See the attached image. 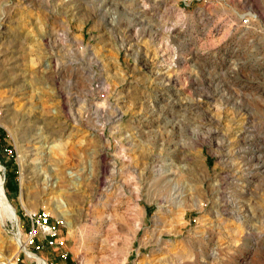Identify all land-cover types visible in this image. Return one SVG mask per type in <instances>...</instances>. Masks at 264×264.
<instances>
[{"label":"rangeland","instance_id":"obj_1","mask_svg":"<svg viewBox=\"0 0 264 264\" xmlns=\"http://www.w3.org/2000/svg\"><path fill=\"white\" fill-rule=\"evenodd\" d=\"M0 51V176L58 264H264V0H0Z\"/></svg>","mask_w":264,"mask_h":264},{"label":"built area","instance_id":"obj_2","mask_svg":"<svg viewBox=\"0 0 264 264\" xmlns=\"http://www.w3.org/2000/svg\"><path fill=\"white\" fill-rule=\"evenodd\" d=\"M243 22H249V16H245ZM5 151L12 152L10 148H5ZM15 243L18 246L15 262L21 260L24 264H58V259L65 261L70 257L67 237L62 233L59 221H54L45 209L30 212L26 227L18 223Z\"/></svg>","mask_w":264,"mask_h":264},{"label":"bare ground","instance_id":"obj_3","mask_svg":"<svg viewBox=\"0 0 264 264\" xmlns=\"http://www.w3.org/2000/svg\"><path fill=\"white\" fill-rule=\"evenodd\" d=\"M6 19L7 18H5V20L4 21H6ZM8 20V19H7ZM5 56V53H4V51H0V62H4L3 63V66L4 65H9L8 66V69H10V68H14V64H13V60L12 61H8L9 60V56H7V58L6 57H4ZM15 56V55H14ZM1 57H3V58H6L7 59V61H6V59H4V61H2L3 59H1ZM11 59V58H10ZM48 61H49V63H48V65H47V69L46 70H49V73H53V71H55L54 69H53V65L51 64V63H53L54 62V60H53V57L50 55L49 57H48ZM51 61H53V62H51ZM6 62H7V64H6ZM1 68V67H0ZM27 74V73H26ZM17 78H19V77H17ZM24 78V77H23ZM90 103H92V101L90 102ZM95 103V111L96 112H99L102 108H100L101 107V104H97L96 102H94ZM88 110V109H87ZM78 112V111H77ZM89 113V112H88ZM115 117V116H114ZM113 117V118H114ZM27 118V117H26ZM29 118V117H28ZM116 121H121V118H122V116L120 115V113H117V115H116ZM31 120H34V119H31ZM38 121H40V120H38ZM57 121V120H56ZM30 122V121H29ZM41 122L43 123V126H40V127H38L37 126V132H38V135L39 136H41V134H42V132L43 133H45V135H46V138L51 134V131H53V130H55V128H56V124L53 122V121H51L50 119L49 120H47V118H46V120H45V118L43 119V120H41ZM21 123V122H20ZM33 124V123H32ZM51 124H53V125H51ZM55 124V125H54ZM66 122H62V123H60L59 125H61V126H63V127H65L66 125ZM51 125V126H50ZM28 126V125H27ZM33 126V125H32ZM60 127V126H59ZM62 127V128H63ZM36 128V127H35ZM25 130L28 132V128H24L23 129V131L25 132ZM41 130H42V132H41ZM37 132H36V135H37ZM35 133V130H34V132L33 133H31V134H34ZM27 135V134H26ZM35 135V134H34ZM35 135V136H36ZM27 137H28V139H29V141H30V135H29V132H28V135H27ZM42 137V136H41ZM43 137H44V134H43ZM42 137V138H43ZM40 138V137H39ZM41 138V139H42ZM45 138V139H46ZM32 139V138H31ZM35 139H38V138H35ZM27 140V139H26ZM28 141V140H27ZM35 141V140H34ZM33 142V141H32ZM39 143V142H38ZM218 143V142H217ZM26 144H29L28 142H26ZM58 145H59V143H58ZM33 147V146H32ZM49 147V146H48ZM27 148V147H26ZM28 148H30V147H28ZM39 149H40V147H39ZM29 150V149H28ZM30 151V150H29ZM29 151H28V157L29 156H31L32 157V155L34 156L35 155V152H30L29 153ZM36 156V155H35ZM37 156H39V155H37ZM24 157V156H23ZM41 157V156H40ZM34 157H32V159H33ZM37 159H39L38 157H36ZM43 158V157H42ZM24 160V163H25V160H26V158L24 157L23 158ZM29 159V158H28ZM40 160V159H39ZM35 161H37V160H35ZM38 162H41V161H38ZM43 162V161H42ZM31 163H32V160H30L29 161V165H28V167H27V173H25L24 174V178H26V179H28V177H29V179H31L30 177H31V175H30V173L32 172V169L33 168H35V167H32L31 166ZM39 165V164H38ZM24 167H26L27 165H23ZM34 166V165H33ZM37 166V165H36ZM2 165L0 164V170L2 169ZM44 167V166H43ZM35 169H33V171H34ZM36 170H38V169H36ZM46 173V172H45ZM33 174V173H32ZM38 174L40 175V173L38 172ZM38 174H37V176H38ZM34 175V174H33ZM23 176V175H22ZM47 176V175H46ZM40 177V176H39ZM170 178V177H169ZM28 179V180H29ZM36 179V178H35ZM44 179V178H43ZM44 180H46V179H44ZM55 180V179H54ZM25 181V180H24ZM36 182H37V180H36ZM35 182V183H36ZM41 182V181H40ZM48 182V181H47ZM4 181H3V178L0 176V220H3V218H9L10 220H12L13 222H16V223H19L20 222V220H19V216H18V214H17V211H16V209H15V207L12 205V203L8 200V198H7V196H6V192H5V188H4ZM41 183H43V182H41ZM39 184V183H38ZM36 186H37V184H36ZM42 186V185H41ZM41 186H40V188H41ZM47 186V185H46ZM25 193V192H24ZM178 194V193H177ZM179 195V194H178ZM23 198V197H22ZM193 201V200H192ZM56 204H57V206H56V208H60V206H62V205H60L58 202H56ZM64 205V204H63ZM160 206L161 207H163V204H160ZM234 211H236V210H234ZM238 212V211H237ZM234 213H236V212H234ZM62 215H65V213H61ZM240 215V214H239ZM21 224V223H20Z\"/></svg>","mask_w":264,"mask_h":264}]
</instances>
